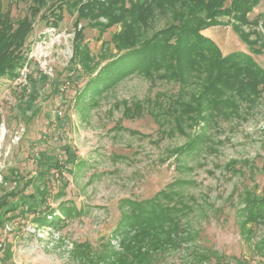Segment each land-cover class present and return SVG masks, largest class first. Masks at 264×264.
Masks as SVG:
<instances>
[{
  "label": "rangeland",
  "instance_id": "obj_1",
  "mask_svg": "<svg viewBox=\"0 0 264 264\" xmlns=\"http://www.w3.org/2000/svg\"><path fill=\"white\" fill-rule=\"evenodd\" d=\"M2 1L17 22L32 0ZM63 16L53 28L39 15L26 42L29 56L18 70L19 78H0V202L37 177L22 190L24 196L39 186L48 193L47 205L57 208L52 220L61 216V205L72 212L58 226H41L32 213L19 209L17 217L0 228V264H77L72 258L77 243L100 248L111 241L118 247L113 236L122 202L151 199L170 189L176 201L191 206L184 221L192 227L195 244L218 252L226 264H264V221L249 223L244 234L241 216V197L247 190L264 194V93L251 110L243 107L240 117L185 125V134L177 130L171 111L182 88L177 82L137 73L95 99H78L89 78L81 76L80 66L71 67L79 45L74 40L77 13L65 10ZM260 17L257 30L264 37V0L249 15L250 20ZM167 19H155L145 38L165 28ZM218 22L203 34L223 54L250 53L227 17ZM79 27H84L83 45L100 67L116 55L111 39L119 27L102 31L91 28L89 20ZM253 57L264 68V50ZM181 96L189 98L186 92ZM128 109L135 110L133 117H126ZM197 134L196 147L179 153ZM65 145L67 152L61 153ZM45 153L66 164L61 175L37 174L35 158ZM8 246L11 255L6 257ZM185 257L174 252L161 264H187Z\"/></svg>",
  "mask_w": 264,
  "mask_h": 264
},
{
  "label": "trees",
  "instance_id": "obj_2",
  "mask_svg": "<svg viewBox=\"0 0 264 264\" xmlns=\"http://www.w3.org/2000/svg\"><path fill=\"white\" fill-rule=\"evenodd\" d=\"M261 0H32L27 14L13 21L11 8L5 10L0 0V78L17 80L18 70L28 60L26 42L34 30L36 18L48 19L51 27L58 28L64 19V11L77 13L74 40L79 44L71 61L72 68L81 67V76L88 81L80 90L78 99H95L117 85L125 77L140 73L148 78L177 82L182 85L178 98L171 108L177 130L185 134V125L192 128L209 123L212 118L224 121L240 117V111L251 110L264 93V68L253 55H261L264 37L257 30L261 17L250 20L249 15ZM229 3V4H227ZM227 17L232 30L238 35L250 53L223 54L218 44L202 32L218 26L219 18ZM157 18L170 23L155 32L149 39L145 31ZM100 19H105L103 23ZM83 20H89L91 28L102 31L119 27L111 39L116 55L100 67V62L83 45ZM248 28L249 30H245ZM83 46H85L83 48ZM100 67V68H99ZM186 92V100L182 93ZM137 111L140 108L136 107ZM126 110V117L134 111ZM139 113V112H138ZM1 128V117H0ZM199 134L179 153L192 151ZM65 147V149H63ZM62 151L67 152V146ZM40 165V176L56 171L61 175L65 163L47 153L35 158ZM68 164L71 162L66 160ZM37 177L24 186L27 188ZM20 186V182L17 187ZM23 188L22 190H24ZM22 190L12 191L0 202V228L13 221L17 211L33 214L34 223L41 226H58L63 216L70 217L72 210L58 207L61 216L53 219L57 208L47 205L48 193L35 186V193L24 196ZM160 191L147 200L127 199L122 202V217L114 231L118 247L111 241L94 248L90 242L77 243L72 258L77 264H161L171 253L181 251L187 264H226L223 257L212 249L195 244L192 227L184 221L191 206L182 199L175 200V192ZM173 191V192H172ZM11 197L18 200L9 199ZM32 204H29V201ZM244 217L242 232L247 225L264 221V194L256 195L247 190L241 197ZM37 206H34V205ZM26 205V207H25ZM25 207V209H24ZM28 207H30L28 209ZM51 217V218H49ZM247 239V236H246ZM6 257L11 254L5 248ZM247 264V263H245Z\"/></svg>",
  "mask_w": 264,
  "mask_h": 264
},
{
  "label": "water",
  "instance_id": "obj_3",
  "mask_svg": "<svg viewBox=\"0 0 264 264\" xmlns=\"http://www.w3.org/2000/svg\"><path fill=\"white\" fill-rule=\"evenodd\" d=\"M202 34H203V32H202ZM205 35V34H204ZM206 37H208V38H210L209 36H207V35H205ZM212 39V38H211ZM213 40V39H212Z\"/></svg>",
  "mask_w": 264,
  "mask_h": 264
},
{
  "label": "built area",
  "instance_id": "obj_4",
  "mask_svg": "<svg viewBox=\"0 0 264 264\" xmlns=\"http://www.w3.org/2000/svg\"><path fill=\"white\" fill-rule=\"evenodd\" d=\"M58 114H60V115H61V112H59Z\"/></svg>",
  "mask_w": 264,
  "mask_h": 264
}]
</instances>
